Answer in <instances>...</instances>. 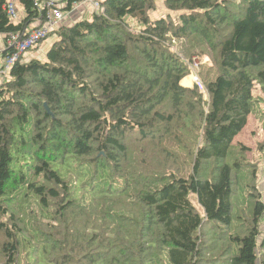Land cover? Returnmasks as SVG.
<instances>
[{
  "label": "trees",
  "instance_id": "1",
  "mask_svg": "<svg viewBox=\"0 0 264 264\" xmlns=\"http://www.w3.org/2000/svg\"><path fill=\"white\" fill-rule=\"evenodd\" d=\"M66 1L71 12L83 0ZM10 2L26 14L17 23ZM101 5L89 18L71 14L50 33L45 59L17 63L0 89V210L15 227L0 229V264H21L34 246L28 264H264V203L234 210L246 174L226 160L255 109V85L264 88V0H164L167 15L155 20L157 0ZM46 18L36 0H0L6 42ZM191 37L218 68L207 101L180 84L188 65L173 43ZM175 121L201 132L190 177L121 176L127 136L150 140ZM26 199L42 209L33 229L4 206ZM25 231L34 245L18 237Z\"/></svg>",
  "mask_w": 264,
  "mask_h": 264
},
{
  "label": "rangeland",
  "instance_id": "2",
  "mask_svg": "<svg viewBox=\"0 0 264 264\" xmlns=\"http://www.w3.org/2000/svg\"><path fill=\"white\" fill-rule=\"evenodd\" d=\"M15 6L18 12L22 14L23 10L21 6L16 2ZM59 6L67 16L61 23L63 24L69 20L67 18L71 16V14L68 15L69 11L65 10L67 7L66 0H60ZM75 9H78L82 18H89L94 14L92 8L84 3L78 4ZM166 15L167 11L164 6V0H157V9L151 13V19H159ZM178 15L179 13L173 14L174 17ZM128 20L132 28L137 31L140 30V26L135 20H130V18ZM54 39V36L48 37L46 41H43V44L45 42H50L51 44ZM173 45V51L178 53L188 65V75L180 84L189 89H193L197 86L200 93L203 95L204 101H207L208 94L206 84L216 78L218 71L213 53H211L208 48L204 47L201 40H198L196 37L185 38L178 41L174 40ZM44 46L45 45L40 48L37 46L35 48L34 58L40 60L45 59V52L49 47H47V49H42ZM202 48L207 49L205 54H202ZM190 78H192V83L185 85L184 82ZM253 95L256 100L255 109L249 117L247 126L231 143V153L226 157V160L230 163L237 162L240 164L241 169H244L246 174V180L241 181L240 185L238 183L234 187V194L238 193L241 195L244 202V204H235L234 210L238 213L240 211H248L252 206L251 200L254 202L257 197H261L264 203V88L261 85H255ZM179 126V123L175 121L171 125V132L169 134L166 132H157L155 136L151 135L148 138L150 140L141 139L138 132L129 134L127 136L129 160H126L124 163L128 168L121 176H133L135 179H140L138 178L139 176L162 177L176 175L182 178L190 177L193 172V166L198 151L197 148L202 145V136H200L201 132L197 130L193 133L180 132L178 130ZM230 155L233 159H230ZM123 184L124 179H119L116 186L121 187ZM249 184H252L250 185L252 187L255 186L257 190L253 191L251 189L252 187H248ZM252 195L256 197L253 198L251 197ZM192 201L195 207L202 212V209L194 197H192ZM27 203L31 204L28 205ZM4 206L7 209L9 207L12 208L18 215V220L20 222L19 227L25 229H33L35 227L33 219L38 215H42V209L38 204L35 201H28L27 199L24 201L14 200L13 203H5ZM1 211L2 210H0V229L4 226H9L10 229L15 228L12 224L8 223V217L4 216ZM237 225L238 223L235 226ZM229 230V234L237 235L239 233L234 227ZM261 230L264 232V225L261 226ZM28 235L30 234L25 231L24 237L20 235H18V237L26 244L31 240V244L34 245L36 242L34 236L30 235V238L27 239L26 236ZM2 245L3 241L0 238V262L2 260ZM35 247L36 246H34V248ZM231 247L232 243H228L226 250L229 251ZM33 249L22 251L21 264H28L30 262V260L27 259L26 253L32 252ZM219 253H216V255L218 256Z\"/></svg>",
  "mask_w": 264,
  "mask_h": 264
},
{
  "label": "built area",
  "instance_id": "3",
  "mask_svg": "<svg viewBox=\"0 0 264 264\" xmlns=\"http://www.w3.org/2000/svg\"><path fill=\"white\" fill-rule=\"evenodd\" d=\"M42 3V7L47 9V18L44 24L33 28L29 33L11 34L7 38L6 50L10 53L4 59V63L0 66V89L4 80L10 75L12 68L17 63H24V57L28 51L35 49L40 43L46 40L50 33L54 31L67 17L63 9L60 8V0H36ZM102 0H83L81 2H75L73 9L68 15L72 14L78 4L84 3L92 8L94 13H98L102 10ZM4 11L7 13L11 22H19L21 16L16 9L14 3H7L4 7Z\"/></svg>",
  "mask_w": 264,
  "mask_h": 264
},
{
  "label": "crops",
  "instance_id": "4",
  "mask_svg": "<svg viewBox=\"0 0 264 264\" xmlns=\"http://www.w3.org/2000/svg\"><path fill=\"white\" fill-rule=\"evenodd\" d=\"M10 1V0H9ZM20 11V10H19ZM78 12V10H76ZM75 11V12H76ZM74 13V12H73ZM72 13V14H73ZM79 15L78 16H81L80 13H78ZM20 16H22L21 18H25L26 14L24 11H22V14L20 13ZM64 21V20H63ZM42 23L41 22H37L35 23V26H39L41 25ZM6 37L4 35H1L0 34V66L4 63V59H5V50H6ZM43 45H45L42 49H47V47H51L52 43L50 44V42H45L43 44V42L38 46L39 48L42 47ZM49 48L46 50V52L49 50ZM35 49L33 50H30L29 52H27V54L25 55L24 57V62H29L31 59H33L35 57V53H34ZM45 52V54H46Z\"/></svg>",
  "mask_w": 264,
  "mask_h": 264
},
{
  "label": "bare ground",
  "instance_id": "5",
  "mask_svg": "<svg viewBox=\"0 0 264 264\" xmlns=\"http://www.w3.org/2000/svg\"><path fill=\"white\" fill-rule=\"evenodd\" d=\"M12 3H14V2H12ZM14 4H15V3H14ZM17 11H18V10H17ZM19 14H20V13H19ZM6 43H7V42H6ZM40 44H41V43H40ZM40 44H39V45H40ZM39 45H38V46H39ZM28 52H29V51H28Z\"/></svg>",
  "mask_w": 264,
  "mask_h": 264
}]
</instances>
